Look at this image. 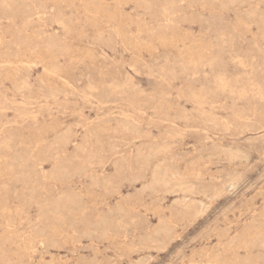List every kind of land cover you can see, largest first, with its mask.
Instances as JSON below:
<instances>
[{"label": "rangeland", "instance_id": "obj_1", "mask_svg": "<svg viewBox=\"0 0 264 264\" xmlns=\"http://www.w3.org/2000/svg\"><path fill=\"white\" fill-rule=\"evenodd\" d=\"M0 33V264H264V0H0Z\"/></svg>", "mask_w": 264, "mask_h": 264}, {"label": "bare ground", "instance_id": "obj_2", "mask_svg": "<svg viewBox=\"0 0 264 264\" xmlns=\"http://www.w3.org/2000/svg\"><path fill=\"white\" fill-rule=\"evenodd\" d=\"M25 1V0H24ZM29 2H30V0H29ZM27 3V2H26ZM143 3V2H142ZM30 4V3H29ZM173 4V3H172ZM55 7V6H54ZM58 8V7H57ZM28 12V11H27ZM58 14V13H57ZM30 15V14H29ZM19 20V19H18ZM3 22V21H2ZM6 22V21H5ZM21 24V23H20ZM24 27V26H23ZM60 27V26H59ZM24 29V28H23ZM150 29V28H149ZM17 32V31H16ZM8 33V32H7ZM29 33V32H28ZM112 33H113V31H112ZM11 34V33H10ZM0 35H2L1 33H0ZM46 36V35H45ZM114 36H116V35H114ZM29 38V37H28ZM52 38V37H51ZM88 38V37H87ZM59 39V38H58ZM98 39V38H97ZM56 41H58V40H56ZM10 42V41H9ZM22 42V41H21ZM44 42V41H43ZM99 42V41H98ZM40 43V42H39ZM87 43V42H86ZM49 44V43H48ZM9 45V44H8ZM53 45V44H52ZM59 45V44H58ZM61 45V44H60ZM107 45V44H106ZM25 46V45H24ZM4 47V46H3ZM44 47V46H43ZM62 47V46H61ZM69 47V46H68ZM5 48V47H4ZM12 48V47H11ZM21 48V47H20ZM56 48V47H55ZM54 48V49H55ZM66 48V47H65ZM109 48V47H108ZM40 49V48H39ZM9 50V49H8ZM39 51V50H38ZM58 52V51H57ZM20 53V52H19ZM38 53V52H37ZM65 53V52H64ZM103 53V52H102ZM55 55V54H54ZM67 55V54H66ZM15 56V55H14ZM63 56V55H62ZM68 57V56H67ZM33 62V61H32ZM38 64V63H37ZM57 65V64H56ZM5 66H7V65H5ZM59 66V65H58ZM34 67V66H33ZM24 68V67H23ZM15 70V69H14ZM51 70V69H50ZM58 70V69H57ZM17 71V70H16ZM27 71V70H26ZM1 73V72H0ZM90 75V74H89ZM48 76V75H47ZM169 77V76H168ZM130 79V78H129ZM58 81V80H57ZM62 81V80H61ZM87 81V80H86ZM6 82V81H5ZM2 85V84H1ZM27 85V84H26ZM90 85V84H89ZM126 85V84H125ZM48 86V85H47ZM56 86V85H55ZM132 86V85H131ZM221 86H222V84H221ZM15 87V86H14ZM27 87V86H26ZM111 87V86H110ZM126 87V86H125ZM25 88V87H24ZM114 88V87H113ZM25 90V89H24ZM41 90V89H40ZM46 90V89H45ZM226 90V89H225ZM40 93V92H39ZM91 93V92H90ZM18 94V93H17ZM106 94V93H105ZM28 96H29V94H28ZM83 96V95H82ZM192 96V95H191ZM12 97V96H11ZM96 97V96H95ZM262 97V96H261ZM13 98V97H12ZM41 98V97H40ZM89 98V97H88ZM115 98V97H114ZM30 99V98H29ZM11 101V100H10ZM14 101V100H13ZM214 102V101H213ZM7 103V102H6ZM107 104V103H106ZM47 105H49V104H47ZM100 105V104H99ZM35 107V106H34ZM15 108H17V107H15ZM44 108V107H43ZM133 108V107H132ZM138 108V107H137ZM36 112V111H35ZM52 112V111H51ZM6 113V112H5ZM18 113V112H17ZM50 113V112H49ZM32 114V113H31ZM24 115V114H23ZM30 116V115H29ZM109 116V115H108ZM2 117V116H1ZM110 118V117H109ZM123 118V117H122ZM28 119V118H27ZM116 119V118H115ZM125 120V119H124ZM86 122V121H85ZM4 124V123H3ZM2 124V125H3ZM42 125V124H41ZM48 126V125H47ZM94 126V125H93ZM98 127V126H97ZM18 129V128H17ZM43 129V128H42ZM51 129V128H50ZM123 129V128H122ZM66 130V129H65ZM68 130V129H67ZM6 131V130H5ZM18 131V130H17ZM49 131V130H48ZM101 131V130H100ZM67 132V131H66ZM109 132V131H108ZM127 132V131H126ZM3 135V134H2ZM69 136V135H68ZM73 136V135H72ZM14 138V137H13ZM12 138V139H13ZM67 138V137H66ZM76 138V137H75ZM40 139H42V138H40ZM59 140V139H58ZM161 141V140H160ZM58 142V141H57ZM54 144V143H53ZM56 145V144H55ZM66 145V144H65ZM217 146V145H216ZM1 147V146H0ZM53 147V146H52ZM76 147V146H75ZM218 147V146H217ZM220 147V146H219ZM218 147V148H219ZM7 148V147H6ZM168 148V147H167ZM170 149V148H169ZM223 149V148H222ZM161 151V150H160ZM62 152V151H61ZM158 152V151H157ZM234 153V152H233ZM238 153V152H237ZM58 154V153H57ZM233 155V154H232ZM229 156V155H228ZM232 157V156H231ZM237 157H235V159H236ZM239 158V157H238ZM231 159V158H230ZM229 159V160H230ZM233 159V158H232ZM235 159H233V160H235ZM153 159H151V161H152ZM11 161V160H10ZM16 162V161H15ZM28 162V161H27ZM59 162V161H58ZM27 164V163H26ZM12 165V164H11ZM59 165V164H58ZM165 167V166H164ZM7 168V167H6ZM38 169V168H37ZM86 169V168H85ZM42 170V169H41ZM164 170V169H163ZM12 171V170H11ZM13 173V172H12ZM60 173H61V171H60ZM70 174H71V172H70ZM78 174V173H77ZM47 176V175H46ZM69 177V176H68ZM153 177V176H152ZM175 177V176H174ZM143 178V177H142ZM177 179V178H176ZM153 180V179H152ZM164 181V180H163ZM107 182V181H106ZM158 182V181H157ZM167 183V182H166ZM206 187H208V186H206ZM212 187V186H211ZM44 188V187H43ZM149 188V187H148ZM213 188V187H212ZM151 189V188H150ZM174 189V188H173ZM207 189V188H206ZM210 189V188H209ZM56 190V189H55ZM152 190V189H151ZM205 190V189H204ZM193 191V190H192ZM208 192V191H207ZM222 192V191H221ZM192 193V192H191ZM217 193H219V192H217ZM189 194H190V192H189ZM200 194V193H199ZM183 195V194H182ZM203 196V195H202ZM205 196V195H204ZM205 198V197H204ZM161 199V198H160ZM27 200V199H26ZM206 200V199H205ZM67 201V200H66ZM193 201V200H192ZM201 203V202H200ZM206 203V202H205ZM201 204H203V203H201ZM192 206V205H191ZM197 206V205H196ZM201 206V205H200ZM203 206V205H202ZM194 208H196V207H194ZM245 208V207H244ZM246 210V209H245ZM175 211V210H174ZM205 211V210H204ZM182 212V211H181ZM196 212V211H195ZM252 212V211H251ZM123 213V212H122ZM197 213V212H196ZM200 213V212H199ZM111 214V213H110ZM121 214V213H120ZM172 214V213H171ZM188 214V213H187ZM189 214H191V213H189ZM193 214V213H192ZM263 215V214H262ZM195 216V215H194ZM253 217V216H252ZM244 218V217H243ZM177 219V218H176ZM252 219V218H251ZM164 220V219H163ZM171 221V220H170ZM165 222V221H164ZM181 222V221H180ZM189 222V221H188ZM187 222V223H188ZM98 224V223H97ZM100 224V223H99ZM138 225V224H137ZM99 226V225H98ZM233 227V226H232ZM248 227V226H247ZM227 228V227H226ZM163 229V228H162ZM250 229V228H249ZM172 231V230H171ZM161 232V231H160ZM85 233V232H84ZM157 234V233H156ZM247 234V233H246ZM134 235V234H133ZM238 235V234H237ZM251 235V234H250ZM112 236V235H111ZM164 236V235H163ZM114 237V236H113ZM112 237V238H113ZM218 237V236H217ZM242 237H243V235H242ZM252 237V236H251ZM235 238V237H234ZM244 238V237H243ZM246 238V237H245ZM222 239V238H221ZM226 239V238H225ZM248 239V238H247ZM221 242V241H220ZM219 242V243H220ZM231 242V241H230ZM135 243V242H134ZM155 243V242H154ZM233 243V242H232ZM238 243V242H237ZM240 243H241V241H240ZM218 244V243H217ZM245 244V243H244ZM247 244V243H246ZM243 245V244H242ZM212 247V246H211ZM220 247V246H219ZM133 248V247H132ZM139 248V247H138ZM230 250V249H229ZM237 251V250H236ZM136 252V251H135ZM229 252V251H228ZM203 253V252H202ZM257 253V252H256ZM214 254V253H213ZM224 254V253H223ZM258 255V254H257ZM248 256V255H247ZM201 257V256H200ZM210 257V256H209ZM236 257V256H235ZM207 258V257H206ZM211 258V257H210ZM215 258V257H214ZM259 258V257H258ZM214 260V259H213ZM5 261V260H4ZM216 261V260H215ZM235 261V260H234ZM238 261V260H237ZM245 262V261H244ZM247 262V261H246ZM222 264V263H221Z\"/></svg>", "mask_w": 264, "mask_h": 264}]
</instances>
